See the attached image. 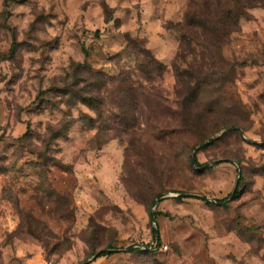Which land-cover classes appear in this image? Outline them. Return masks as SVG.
I'll return each mask as SVG.
<instances>
[{"label": "rangeland", "instance_id": "374dc122", "mask_svg": "<svg viewBox=\"0 0 264 264\" xmlns=\"http://www.w3.org/2000/svg\"><path fill=\"white\" fill-rule=\"evenodd\" d=\"M0 264H264V0H0Z\"/></svg>", "mask_w": 264, "mask_h": 264}, {"label": "trees", "instance_id": "16d2710c", "mask_svg": "<svg viewBox=\"0 0 264 264\" xmlns=\"http://www.w3.org/2000/svg\"><path fill=\"white\" fill-rule=\"evenodd\" d=\"M191 23H192V26H193V25H197V24L202 25L201 22L199 21V19H198L196 16H194V15H192ZM236 195H237V191L234 192V197H235ZM219 201L223 202L224 199H223V200H219ZM156 215H157V214H154V217H155ZM153 233H154V235H156V236L158 235V231H157V230H154ZM156 240H157V242H159V238H158V237L156 238ZM105 255H107V253H106L104 250H102L101 252L98 253L97 258H98V257L105 256Z\"/></svg>", "mask_w": 264, "mask_h": 264}, {"label": "water", "instance_id": "95a60500", "mask_svg": "<svg viewBox=\"0 0 264 264\" xmlns=\"http://www.w3.org/2000/svg\"><path fill=\"white\" fill-rule=\"evenodd\" d=\"M230 130H233V129H229L228 131H230ZM238 131L241 132L240 130H238ZM225 132H226V131H225ZM225 132H222L221 135H223ZM192 162H193V164H196L194 154H193V156H192ZM151 218H152L153 221L155 220L153 215L151 216ZM141 246H142V245L139 244V243H134V244L128 246V247L126 248V250H131V249H133V248H138V247H141ZM97 256H98V254H95V255L93 256V258H97Z\"/></svg>", "mask_w": 264, "mask_h": 264}]
</instances>
